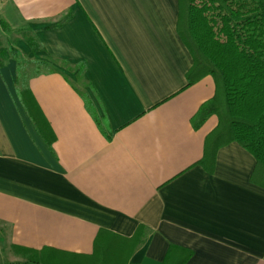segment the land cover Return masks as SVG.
Wrapping results in <instances>:
<instances>
[{
  "label": "crops",
  "instance_id": "obj_1",
  "mask_svg": "<svg viewBox=\"0 0 264 264\" xmlns=\"http://www.w3.org/2000/svg\"><path fill=\"white\" fill-rule=\"evenodd\" d=\"M178 14L179 0H0V264H163L171 246L183 264H264L256 159L207 150L216 115L194 126L216 87L187 86Z\"/></svg>",
  "mask_w": 264,
  "mask_h": 264
},
{
  "label": "trees",
  "instance_id": "obj_2",
  "mask_svg": "<svg viewBox=\"0 0 264 264\" xmlns=\"http://www.w3.org/2000/svg\"><path fill=\"white\" fill-rule=\"evenodd\" d=\"M177 31L193 58L187 86L208 75L215 82V95L193 120L198 128L210 115L218 117L207 150L215 156L220 147L239 143L256 159L252 182L264 187V0H179ZM84 71L81 66V76ZM19 97L43 131L31 91L21 89ZM175 250L171 246L163 264H183L186 258L178 263L171 257ZM33 263L50 264L38 255Z\"/></svg>",
  "mask_w": 264,
  "mask_h": 264
},
{
  "label": "rangeland",
  "instance_id": "obj_3",
  "mask_svg": "<svg viewBox=\"0 0 264 264\" xmlns=\"http://www.w3.org/2000/svg\"><path fill=\"white\" fill-rule=\"evenodd\" d=\"M76 84L79 86V88H83L82 83L78 80H76Z\"/></svg>",
  "mask_w": 264,
  "mask_h": 264
}]
</instances>
